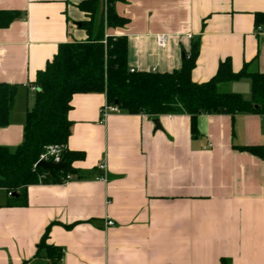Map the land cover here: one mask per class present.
<instances>
[{"label": "crops", "instance_id": "0c3cea01", "mask_svg": "<svg viewBox=\"0 0 264 264\" xmlns=\"http://www.w3.org/2000/svg\"><path fill=\"white\" fill-rule=\"evenodd\" d=\"M81 2L0 0L21 13L0 29V83L19 87L0 147L24 142L35 103L25 85L62 44L87 39ZM115 9L128 22L106 35L127 38L136 72L180 70L198 44L197 84L228 59L234 73L264 74V0H121ZM217 89L250 100L252 83ZM106 103L105 94L72 98L68 149L85 155L72 165L79 176L29 186L24 206L0 195V264H264V156L241 149H264V116L201 115L193 131L188 115L119 111L102 123Z\"/></svg>", "mask_w": 264, "mask_h": 264}, {"label": "trees", "instance_id": "16d2710c", "mask_svg": "<svg viewBox=\"0 0 264 264\" xmlns=\"http://www.w3.org/2000/svg\"><path fill=\"white\" fill-rule=\"evenodd\" d=\"M118 1L121 0H82L79 8L88 16L82 23L87 39L62 44L53 60L38 73L35 103L26 115L23 144L15 150L0 147V189L11 193L7 196L9 206L26 205L29 186L62 183L74 177L66 171L50 173L36 167L46 147H61V160L70 168L74 162L85 159L84 153L68 149L72 134L69 112L76 94H105L109 105L133 115H188L193 131L201 115L264 116L263 73L251 74L246 70L234 73L228 59L220 64L210 81L193 82L198 44L193 45L180 70L131 73L127 38L106 35V29L122 28L128 22L116 12ZM20 18L18 11L0 10V29ZM243 78L252 83L250 100L240 94L220 93L217 89L222 82ZM18 89L16 85L0 83V127L9 124ZM241 149L264 156L263 147Z\"/></svg>", "mask_w": 264, "mask_h": 264}, {"label": "built area", "instance_id": "2783aa9c", "mask_svg": "<svg viewBox=\"0 0 264 264\" xmlns=\"http://www.w3.org/2000/svg\"><path fill=\"white\" fill-rule=\"evenodd\" d=\"M189 38H191V35H188ZM167 41V36L166 35H158L156 37V43L159 47H164ZM131 73H134V69H130ZM155 72V70L153 71ZM29 89L31 93H35L37 91L36 86L33 85H25ZM120 110L117 106H112L106 103L102 108H101V122L104 123L107 118L114 113H118ZM61 147L58 146H50L48 147L47 151L40 156L39 161H51L54 163H59L61 162ZM38 161V162H39ZM99 170L105 171L106 170V165L105 163H100L98 166ZM105 175L101 178V180L105 181ZM4 193L6 196H11V193H7L6 190L0 189V195ZM107 227H111L114 225L112 221H107L106 223Z\"/></svg>", "mask_w": 264, "mask_h": 264}, {"label": "water", "instance_id": "95a60500", "mask_svg": "<svg viewBox=\"0 0 264 264\" xmlns=\"http://www.w3.org/2000/svg\"><path fill=\"white\" fill-rule=\"evenodd\" d=\"M81 26V24L79 25ZM157 128H160L159 120L154 121ZM37 168H42L44 170L49 171L50 173H54L55 171H66L67 173L71 175H76L77 171L73 168H70L68 164L64 161H61L59 163H54L51 161H39L36 165Z\"/></svg>", "mask_w": 264, "mask_h": 264}, {"label": "rangeland", "instance_id": "374dc122", "mask_svg": "<svg viewBox=\"0 0 264 264\" xmlns=\"http://www.w3.org/2000/svg\"><path fill=\"white\" fill-rule=\"evenodd\" d=\"M48 147H50V146H48ZM48 147H46V148H45V151H44V153L47 151ZM44 153H43V154H44Z\"/></svg>", "mask_w": 264, "mask_h": 264}]
</instances>
